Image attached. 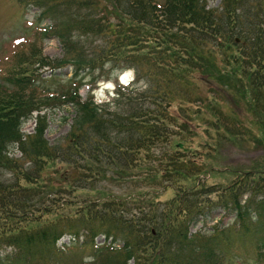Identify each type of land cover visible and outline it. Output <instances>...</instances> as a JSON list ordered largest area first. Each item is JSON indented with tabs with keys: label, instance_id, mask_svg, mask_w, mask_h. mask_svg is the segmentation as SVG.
<instances>
[{
	"label": "trees",
	"instance_id": "1",
	"mask_svg": "<svg viewBox=\"0 0 264 264\" xmlns=\"http://www.w3.org/2000/svg\"><path fill=\"white\" fill-rule=\"evenodd\" d=\"M15 1L22 7L37 8L39 19L51 21L44 31L60 40L65 56L51 61L44 56L37 58L40 54L36 51L20 53L0 84V169L10 174L9 178L0 180V264H51L61 235L79 236L81 232L90 241L98 234L111 237L112 242L122 241L125 260L120 264H127L131 258L134 264H224L230 256L224 252L221 241L188 230L190 223L205 213L201 206L204 201L198 196L209 187L195 181L199 174L206 173L198 166L196 152V159L192 158L194 154L189 159L176 155L171 162L164 160L162 170L153 165L148 173L139 176L153 181H159V176L179 187L161 208L156 206L154 198L133 197L128 201L117 196L99 203L85 201L77 206L74 199L77 192L96 190V178L100 173L105 174L103 156L111 155L115 173L122 175L120 178L133 179L132 171L143 165L141 161L148 162L152 157L149 148L157 138V130L149 111L142 108L125 116L104 112L91 100L80 101L79 85L73 84V80L79 77L81 83L86 73H93L107 62L115 66L123 63L121 68L134 63L139 67L145 65L155 77L162 79L182 80L191 71H199L232 90L238 96L234 103L241 100V110L248 117L246 124L244 117L235 118L230 107L212 111L211 106L217 109L218 100L211 102L208 96L205 107L214 121L203 125L209 138L204 136L205 139L213 143L220 142L221 136L234 137L238 145L244 139L264 147L261 3L220 0L217 7H208L209 0ZM70 25L81 35L102 40L89 57L74 49L70 41L73 36L65 30ZM34 63L51 69L69 64L73 76L65 82H60L54 73L42 78L32 68ZM37 88L45 89L42 95L36 93ZM164 89L173 98L171 89ZM68 102L73 105L75 116L61 142L50 145L43 137L45 114L37 115L35 132L22 140L20 126L24 118L33 111ZM197 105L193 114L201 107ZM161 124L168 126L164 119ZM254 127L257 133L252 131ZM215 129L217 135L212 133ZM121 130L125 132L123 137L119 136ZM218 134L221 136L217 137ZM14 143L21 154L19 158L9 155L8 147ZM178 143L173 140L174 151L190 147L195 151L184 140L181 147ZM258 164L229 170L232 179L213 200L235 214L245 233L253 223L264 230V166ZM82 182L90 186H82ZM61 192L70 196L60 195ZM144 201L149 205L143 204ZM130 202L138 203V213L131 212L133 208L125 210ZM256 258L264 259V238L257 245Z\"/></svg>",
	"mask_w": 264,
	"mask_h": 264
},
{
	"label": "rangeland",
	"instance_id": "2",
	"mask_svg": "<svg viewBox=\"0 0 264 264\" xmlns=\"http://www.w3.org/2000/svg\"><path fill=\"white\" fill-rule=\"evenodd\" d=\"M219 3L220 0H209L208 7H217ZM260 3L263 7L260 15L261 19H264V0H253L255 5ZM38 12L39 10L33 6L20 7L15 0H0V81L8 73L10 64L15 61L20 53L36 51L40 54L37 58L45 56L44 58L51 61L65 56V48L60 40L54 35H47L44 31L45 26H50L51 21L49 19H39ZM65 30L73 36L70 41L74 43V49L87 57L95 49H98L102 43V40L96 36L79 34L77 30L72 29L71 25ZM203 51H206V49H203ZM121 65L116 64V66ZM112 66L115 65L107 62L102 68L86 74L82 79V85L78 89L79 94H77L80 95L82 100L86 99L87 96H92L94 104L103 103L104 105L100 107L101 110L110 114L120 113L127 116L135 114V110L140 108L149 111V118H153L152 123H155L157 138L150 144L149 149L152 152V157H147L148 162L142 161V169L138 167L139 169L132 171V174H135L134 178L137 175L148 173L150 166L153 165L157 170H162L166 161L171 162V158L176 155H184L183 158L189 159L194 154L192 158L196 159L195 152L198 153V166L206 170V173L199 174L195 181L209 187L202 190L198 196L202 198L200 200L204 201L201 206L205 213L198 215L190 223L189 232H197L200 236H212L215 238L214 241H221L222 246L225 247L224 252L230 256L224 264H231L229 261H233L234 264H264V259L259 260L256 258L257 245L264 238V230L258 224L253 223L249 225L248 232L245 233L235 219V214L223 206L216 205L213 201L216 199V195L222 191V187L226 186L233 177L231 171L223 173L219 170L227 168H230V170L244 169L255 163L264 166V147L260 143L249 144L243 139L242 145L241 143L238 145L235 143L238 142L236 138L229 139L220 134L217 137L221 136L222 140L212 143L204 137L206 135L203 125L211 120L214 121L211 111L205 107V104L208 103V96L211 102L215 98L218 100L217 106H215L217 109L211 106L212 111L218 112L219 108L229 109L230 107L235 114V118L243 119L242 117H244L247 124L248 117L244 115V110H241L242 106L240 107L241 100L237 104L234 103V99L238 96L232 90L224 88L223 85L217 84L214 80L213 82L211 78L196 70L191 71L188 76L184 75L182 80L175 78L162 79L155 77L151 73L152 70L147 66L140 65L141 67H139L137 63H134L129 68V79L123 82L118 78L120 70L116 66L114 68ZM32 68H35V72L43 78L50 76V67ZM54 71L60 82H65L67 78L73 76L71 65H65ZM78 78L76 77L73 80V84H79L80 80ZM211 84L212 87H210ZM166 87L171 89L173 98L164 89ZM43 90L45 89L37 88L36 93L42 95ZM210 91L214 95H211ZM197 104H200L201 107L195 111L196 114H193L196 106H199ZM44 113L46 114L47 123L44 137L50 145H56L69 132L75 111L71 104H67L55 108L53 111L47 110ZM33 114L35 116V113ZM111 117L114 118L113 115ZM161 119H164L168 126L162 127ZM35 123L33 118L25 119L21 131L25 134L33 132ZM252 131L257 133L256 127ZM122 132L123 130L119 134L120 137L125 134V132ZM219 132H222L221 129H219ZM212 133L217 135L216 129ZM173 140L179 142L184 140V142L195 148V151L191 147L189 150L174 151ZM15 148V145H11L8 151L10 155L19 157L20 153ZM142 157L145 156L142 155ZM102 161L101 164L106 167L105 174L100 173L98 179L96 178L94 182L96 190L77 192L74 198L77 200V206L84 204L85 201H102L107 197L103 195L104 193L128 196L134 193L137 195L139 191L138 196H141L139 199L154 198L157 201L156 206L160 208L162 203L168 200L170 189L159 188L156 186L157 182H147L142 178H120L122 175L115 173L114 166L116 165L113 164L111 155L103 156ZM170 167L173 168V160ZM67 169L70 168L67 167ZM9 177V173L0 169V180ZM53 179L56 182L59 180L58 178ZM157 179H160V177L158 176ZM161 184L165 186L169 184V181ZM81 185L89 187L90 183L82 182ZM152 186L156 187L157 190ZM59 194L70 196L67 192ZM247 196L248 193L242 195L241 198L245 199ZM126 199L131 200L129 196ZM137 204L136 202H130L125 206V210L128 211L133 208L131 212L138 213ZM143 204L149 205V202L144 201ZM66 211H68V208H66ZM110 242L109 238L105 240L103 234L96 236L91 242L86 233L82 232L78 239L69 244L65 239L59 242L60 252L51 264L123 263L125 256L124 252L120 250L123 245L122 241L117 240L109 245ZM64 243L65 247L61 248ZM71 243L72 246H69ZM89 243H93V245ZM127 264H133V260H128Z\"/></svg>",
	"mask_w": 264,
	"mask_h": 264
},
{
	"label": "bare ground",
	"instance_id": "3",
	"mask_svg": "<svg viewBox=\"0 0 264 264\" xmlns=\"http://www.w3.org/2000/svg\"><path fill=\"white\" fill-rule=\"evenodd\" d=\"M129 77H130V73L128 71H126L120 75V80L124 82V81L128 80Z\"/></svg>",
	"mask_w": 264,
	"mask_h": 264
}]
</instances>
